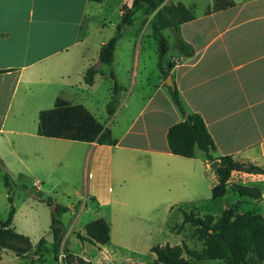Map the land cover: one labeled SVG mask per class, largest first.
I'll use <instances>...</instances> for the list:
<instances>
[{
  "label": "crops",
  "instance_id": "0c3cea01",
  "mask_svg": "<svg viewBox=\"0 0 264 264\" xmlns=\"http://www.w3.org/2000/svg\"><path fill=\"white\" fill-rule=\"evenodd\" d=\"M112 1L0 0V68L9 70L0 73V147L10 153V146L18 141L37 156L47 154L49 171L65 157L58 160L47 152L46 145L63 155L71 152L72 157L84 148L86 167L94 162L100 170L103 164L108 167L110 178L121 183L116 194L106 199L91 185L94 172L89 171L83 190L86 200L78 207L69 206L74 215L72 229L81 234L86 235L85 226L91 221L87 215L94 212L96 218L109 223L112 235L109 216L114 204V209L135 205L156 211L154 216L145 215L146 225H154V233L175 236L172 227L181 219L179 208L204 207L212 201L207 195L217 174L201 150L195 157L171 152L167 132L183 116L158 67V58L154 79L143 71L138 35H132L136 44L127 69L129 84L123 85L115 114H107L102 122L112 130L116 144L45 137L37 132L40 111L53 106L57 97L81 103L91 111L89 92L98 88V76L104 80L108 74L97 73L93 85L80 78L99 60L101 47L111 37L105 30ZM132 1L120 0L119 16ZM231 1L228 8L209 11L206 7L198 14L190 7L195 18L181 25L180 35L194 53L187 57L180 49L172 52L175 64L170 75L185 109L203 117L216 145L215 157L231 155L264 166V0ZM140 14L136 13L133 24ZM151 20L152 15L141 23L142 28L140 25L148 37L152 36ZM132 25L122 29L116 48ZM109 95L111 100L112 86ZM36 188L40 190V186ZM121 248L140 254L136 247Z\"/></svg>",
  "mask_w": 264,
  "mask_h": 264
},
{
  "label": "rangeland",
  "instance_id": "374dc122",
  "mask_svg": "<svg viewBox=\"0 0 264 264\" xmlns=\"http://www.w3.org/2000/svg\"><path fill=\"white\" fill-rule=\"evenodd\" d=\"M167 2H181L191 7L198 14L209 5H213L214 0H168ZM119 3L120 0H113L106 13L108 30H105V34L111 32V37L114 35L116 27L121 20ZM140 13L141 16H138L137 21L127 28L128 30L121 37L115 50L113 68L118 82L122 85L129 84L130 74L127 69L134 58V44H136L132 39V35L135 37L138 35L137 43L139 45L141 42L143 47L140 54L141 66L143 68L145 66L143 71L150 73L153 79L158 71L157 45L152 36L148 37L147 32L140 31L142 28L141 23L144 25L151 13H148L145 9L141 10ZM134 17H136V14ZM165 35L172 49L171 52H178L179 46L174 30L169 28ZM140 38H142L141 41ZM96 64L97 62L93 66ZM101 69L102 72L108 74V78L102 80L101 76L97 77L98 91L97 89L95 91L89 90L88 97L91 101L88 102V106H90L94 116L103 122L107 117L106 106L110 101L109 91L110 86H112L113 91L114 80L109 75V65H104ZM81 78V82L84 83L83 75H81ZM17 142L14 146H10V153L3 151L0 147V150H2L0 158L3 161L0 168V219L5 220L8 217L11 207L8 198L9 187L6 185L5 180V174L8 173L11 178L10 196L13 198V204L16 207L13 226L18 232L29 236L33 246L24 256H18L11 249H0V264H67L66 255H68V252L74 253V260H76V257L81 256L96 264H153L156 255L150 250V245L179 244L187 249L199 252L206 248L205 240L207 236L205 232L190 222H183L184 212H193L202 217L211 214L214 216L213 223L221 216L223 210L229 206H233L237 214H244L250 211L261 213L264 216V174L234 170L227 182V193L222 198L212 200L204 207L179 208L181 219H177V222L172 227L175 236H170L169 233H154L156 227L154 225H146L145 215L154 216L156 211L145 210L135 205L129 208L114 209L115 205L113 204L110 216L108 215L113 224L112 235H110L112 239L108 247L103 249L100 245L91 244L77 237V233L81 232L72 229L74 215L69 206L73 203L74 206L78 207L82 205L83 200H86L84 199L86 195L83 190L86 186L84 183L86 178H88L89 171L94 172L91 185L100 189L106 199L110 197V194H116L121 185L120 181L110 178L108 167L104 164L102 170L97 168V163L95 162L86 167L84 148L81 149L80 153H74L72 157L71 152L67 153L65 151L63 155L57 149L46 145L47 152H53L58 160L62 156L65 157L62 163L53 168L51 167V171H49L50 163L47 154L37 156L29 151L28 146ZM106 157L107 163H109L108 155H105L104 158ZM211 163L212 161H208L209 165ZM248 163L264 168L263 165H259L258 161L256 163ZM212 169L215 170V168ZM74 179H77V181ZM38 180H40V184L37 183ZM35 182L40 186V190H37V185H34ZM241 188L251 189V195L243 196L240 193ZM29 189L33 190L34 194L39 197L36 198L29 194ZM207 196L211 197L212 191H209ZM49 200L51 204L48 203ZM55 205L57 207L58 205L66 206L69 209L68 211L57 213L55 211L57 207L54 210ZM92 206H94L93 202ZM54 214L63 221L65 230L58 255L54 252L53 234L50 229ZM97 214L93 212L92 215H87V217L90 220H94L98 218H96ZM140 214L144 216H138ZM75 224L77 226L79 223L75 222ZM146 231H152L153 233L147 235ZM116 245L120 249H117ZM119 245L121 247H136L140 254L124 250ZM185 255L187 256L186 253ZM200 264L226 263L221 259H206L201 261ZM258 264H264V260Z\"/></svg>",
  "mask_w": 264,
  "mask_h": 264
},
{
  "label": "trees",
  "instance_id": "16d2710c",
  "mask_svg": "<svg viewBox=\"0 0 264 264\" xmlns=\"http://www.w3.org/2000/svg\"><path fill=\"white\" fill-rule=\"evenodd\" d=\"M102 2L103 0H92ZM231 0H214L208 10H220L230 7ZM145 9L152 15V37L157 45L158 67L167 78L171 68L175 64L172 60L171 47L164 30L172 28L176 33L179 49L184 56H191L194 48L180 35V27L183 23L195 18L190 7L179 3H166L165 0H133L131 5L125 4L122 8L121 20L116 27L114 35L103 44L99 53V60L109 65V75L114 80L113 95L107 103L106 111L112 116L117 111L121 102V92L125 87L117 80L113 62L116 44L121 31L125 26L132 25L134 15ZM170 63L172 65L170 66ZM9 71L0 68V73ZM89 67L84 73V82L93 85L97 73ZM169 90L177 105L183 120L173 124L168 132L167 139L171 152L185 157H195L198 150L204 153L206 160H219L215 168L217 182L212 188V200L222 198L228 190L227 182L232 171L242 170L264 174V168L248 162L234 159L231 155L215 157L216 145L203 117L198 113H189L181 100L178 88L169 86ZM38 135L45 137H59L84 142H97L99 144H116L112 136V130L99 121L94 114L83 104L73 103L62 97H57L53 107L43 109L39 113ZM2 160L0 158V168ZM6 185L9 187V201L11 203L8 217L0 219V249H11L18 256L26 255L32 249V241L29 236L18 232L13 226L16 207L10 196V176L5 174ZM240 193L251 195V189L241 188ZM51 204V201H48ZM69 207L58 205L57 213L68 211ZM183 222H190L199 227L207 236L206 248L199 252L187 249L179 244L166 243L151 247L156 254L153 264H200L206 259H221L226 264H258L264 260V216L261 213L247 211L237 214L233 206L225 208L221 216L213 223L214 216L207 214L199 216L193 212H184ZM50 229L53 234V247L56 255L60 253L61 242L64 235L63 221L53 215ZM86 235L77 233L81 240L91 244H109L111 240L110 225L104 218L89 221L86 226ZM187 254V256L185 255ZM67 264H96L74 253L68 252Z\"/></svg>",
  "mask_w": 264,
  "mask_h": 264
},
{
  "label": "water",
  "instance_id": "95a60500",
  "mask_svg": "<svg viewBox=\"0 0 264 264\" xmlns=\"http://www.w3.org/2000/svg\"><path fill=\"white\" fill-rule=\"evenodd\" d=\"M174 59H175V57H173V60ZM102 65H103L102 61L98 60L97 61V64L94 66V69L95 70H99L102 67ZM171 65H172V63H170V66ZM166 84L168 86L174 87V81H173V78H172L171 75H169L167 77ZM210 165H211V167L216 168L219 165V160L218 159H215L214 161H212V163ZM28 193L31 194V195H33L36 198L39 197L37 194H34V191L31 190V189H29ZM56 207H57V205L54 206V210L56 209Z\"/></svg>",
  "mask_w": 264,
  "mask_h": 264
}]
</instances>
